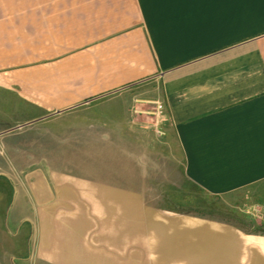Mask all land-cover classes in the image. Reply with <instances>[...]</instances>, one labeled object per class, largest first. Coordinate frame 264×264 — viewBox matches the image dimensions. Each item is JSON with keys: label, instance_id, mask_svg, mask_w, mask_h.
I'll use <instances>...</instances> for the list:
<instances>
[{"label": "crops", "instance_id": "obj_1", "mask_svg": "<svg viewBox=\"0 0 264 264\" xmlns=\"http://www.w3.org/2000/svg\"><path fill=\"white\" fill-rule=\"evenodd\" d=\"M155 78L186 166L264 197V0H0V114L23 117L0 131L10 162L34 143L100 157L144 140L134 90ZM58 118L61 135L17 132ZM146 223L147 264H264V241L235 230Z\"/></svg>", "mask_w": 264, "mask_h": 264}, {"label": "rangeland", "instance_id": "obj_2", "mask_svg": "<svg viewBox=\"0 0 264 264\" xmlns=\"http://www.w3.org/2000/svg\"><path fill=\"white\" fill-rule=\"evenodd\" d=\"M160 83L151 79L134 90L135 100L148 101L152 121L144 140L128 147L96 157L34 143L14 163L0 147V264H147L156 258L145 241L147 220L229 228L249 243L264 241L258 189L233 187L238 181L225 179V167H187L175 138L160 129ZM22 118L0 114V131ZM64 124L58 118L17 132L24 139L50 127L60 134Z\"/></svg>", "mask_w": 264, "mask_h": 264}, {"label": "built area", "instance_id": "obj_3", "mask_svg": "<svg viewBox=\"0 0 264 264\" xmlns=\"http://www.w3.org/2000/svg\"><path fill=\"white\" fill-rule=\"evenodd\" d=\"M158 111L160 113V117L163 119V117H164V107H163V105L161 103H159V104L157 103V114H158Z\"/></svg>", "mask_w": 264, "mask_h": 264}]
</instances>
